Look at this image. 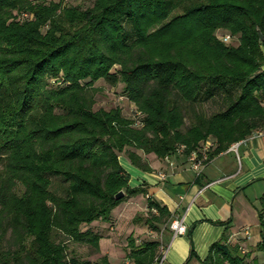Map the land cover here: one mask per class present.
Returning <instances> with one entry per match:
<instances>
[{"label":"trees","instance_id":"1","mask_svg":"<svg viewBox=\"0 0 264 264\" xmlns=\"http://www.w3.org/2000/svg\"><path fill=\"white\" fill-rule=\"evenodd\" d=\"M99 80L122 84L139 118L95 111ZM212 100L218 112L196 111ZM256 129H264V0L85 8L0 0V264H112L106 255L82 260L69 244L99 253L102 237L90 227L110 223L126 197L147 195L130 188L120 154L132 149L129 161L144 169L136 151L164 159L184 145L190 155L212 137L210 159ZM146 202L141 220L160 231L171 214ZM260 206L264 230V194ZM228 241L223 235L200 264H245ZM136 243L130 235L124 264L158 263L159 240ZM257 251L264 256V235Z\"/></svg>","mask_w":264,"mask_h":264},{"label":"crops","instance_id":"2","mask_svg":"<svg viewBox=\"0 0 264 264\" xmlns=\"http://www.w3.org/2000/svg\"><path fill=\"white\" fill-rule=\"evenodd\" d=\"M135 153L144 169L119 155L129 176L130 188H144L147 193L144 197L166 207L171 214L167 224L159 228L160 248L167 249L162 264H200L210 247L225 234L230 244H238L242 250L261 242L264 230L259 212L264 194V136L249 137L236 150L230 146L210 158L198 174L183 152L164 159L141 151ZM160 174L166 178L161 180ZM115 212L114 209L111 218ZM176 219L186 226L185 235L174 237L170 231V222ZM103 240L102 237L100 245ZM106 253L112 262V252ZM122 259L127 263L125 256Z\"/></svg>","mask_w":264,"mask_h":264},{"label":"rangeland","instance_id":"3","mask_svg":"<svg viewBox=\"0 0 264 264\" xmlns=\"http://www.w3.org/2000/svg\"><path fill=\"white\" fill-rule=\"evenodd\" d=\"M37 2L48 1V2H58L59 0H33ZM66 5L70 6H79V7H88L90 5V0H63ZM222 33H219L218 36H221ZM225 35V34H224ZM224 39V38H223ZM230 39L227 41L229 42ZM235 45L236 42H233ZM95 87L99 89V92L95 96V105L93 109L95 111L99 109L103 110H111L114 108H119L122 111L124 117L129 119L139 118L137 116V110L135 105L130 102L127 98V95L124 91L123 85L120 84L116 87H111L105 81L99 80L95 83ZM222 106L220 105V101H207L202 105L196 106V111L204 114L205 116H210L216 112H218ZM185 117V128H188L190 123L192 122L193 115L188 112ZM263 130L256 129L255 131ZM251 133V134H252ZM250 134V135H251ZM249 137V136H248ZM207 140H213V138H208ZM130 150H126L122 153V156L128 157V153ZM147 197L142 198H134V197H126L123 202H121L115 208V217L111 219V222L106 223H94L90 228L101 234L104 238V242L101 243L100 252L97 253L95 250L87 245H79L71 243L69 244V250L74 251L76 256H78L82 260H91V262H96L101 256H108V251L112 252L113 263L119 264L124 263L122 259L127 253V239L130 235L136 239L137 243H141L145 240H159L160 231H153L148 228V226L141 220L144 217L149 215V210L147 208ZM154 212V211H153ZM140 219V220H137ZM137 221V222H136ZM110 224V225H109ZM104 234V235H103ZM9 239V236L7 237ZM245 249V250H244ZM241 250L243 255H248L245 258V264H253V259H256L259 264H264V256L261 253L256 252V247H246ZM128 263V260L126 259Z\"/></svg>","mask_w":264,"mask_h":264},{"label":"built area","instance_id":"4","mask_svg":"<svg viewBox=\"0 0 264 264\" xmlns=\"http://www.w3.org/2000/svg\"><path fill=\"white\" fill-rule=\"evenodd\" d=\"M229 39H230V37L226 36L224 38V41L227 42ZM261 136H264V129L253 132L249 137L253 138V137H261ZM249 137H247V138H249ZM243 142H245V139L239 141V143L236 142V143L232 144L231 149L236 150L237 147L239 146V144H241ZM215 143H216V141L214 139L213 140H206L205 142L200 144V146H199V148H197V150L191 152V154L188 155L189 161L191 162L192 169L197 174L200 173V171H202V169L205 167V165L209 162V155L212 151H214V149L216 148V145H217ZM183 150H184V145L181 146L176 152H183ZM159 177L161 180H164L166 178L164 174H160ZM169 229L173 233L174 237L178 236V235H185L187 232V228L184 225L183 221L182 220L180 221L177 219L170 222ZM166 252H167L166 247L162 246V248H160V258H159V261L157 264H162V262L165 259L164 256L166 255ZM242 252H244V251L242 250Z\"/></svg>","mask_w":264,"mask_h":264},{"label":"water","instance_id":"5","mask_svg":"<svg viewBox=\"0 0 264 264\" xmlns=\"http://www.w3.org/2000/svg\"><path fill=\"white\" fill-rule=\"evenodd\" d=\"M259 37L260 39H262V35L259 33ZM123 197H125V192L124 191H120L119 193H117L115 195V200H121Z\"/></svg>","mask_w":264,"mask_h":264}]
</instances>
